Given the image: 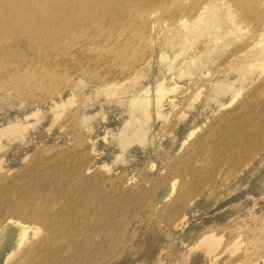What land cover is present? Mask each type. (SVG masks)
<instances>
[{"label": "rangeland", "instance_id": "obj_1", "mask_svg": "<svg viewBox=\"0 0 264 264\" xmlns=\"http://www.w3.org/2000/svg\"><path fill=\"white\" fill-rule=\"evenodd\" d=\"M101 30L104 48L91 42ZM139 57L109 95L104 83ZM152 86L164 93L155 117L131 103ZM254 133L264 136V0H0V225L11 215L41 227L7 206L25 186L59 190L82 207V221L64 218L69 234L73 221L97 222L109 254L134 246L110 264H264V140ZM206 148L210 170L196 153ZM214 178L226 181L220 192L192 197Z\"/></svg>", "mask_w": 264, "mask_h": 264}, {"label": "bare ground", "instance_id": "obj_2", "mask_svg": "<svg viewBox=\"0 0 264 264\" xmlns=\"http://www.w3.org/2000/svg\"><path fill=\"white\" fill-rule=\"evenodd\" d=\"M176 21H178L179 24H181V25H186V19H183V17H181V18L179 17ZM64 27H66L67 29L69 28L68 24H66ZM100 27L102 28L101 25L97 26V28H100ZM102 30L98 33L99 35L95 36V38H93V36H91L92 37L91 42L95 46L99 45L102 48H104V41H100L102 39H99L100 37L105 35V33L100 35V33H102ZM131 47H132V42L129 44V46H127V47L122 46L120 48V50L122 52L120 58L123 60V64H125V65H126V62L128 61L127 56L131 54V52H130ZM152 57H153V53H150L148 59H146L145 62L143 61L144 64L147 63V61H149L150 58H152ZM97 58H98L97 63H100L103 60V55L101 56V54H100V56H97ZM141 59L142 58H140L137 61L138 64H136L132 67L129 66L130 72L127 75L119 76V79H117V80L111 79V81L104 83L105 87H107V89H109V92H110L109 95L116 92L117 90L118 91L122 90L125 87L124 84L128 80V78L130 77V74L133 75V73L138 69V66L141 64V63H139V62H141ZM79 62L80 61L75 60V65L78 68L80 65H82L81 67H84V66L89 67V64L84 65V62H82L81 64H79ZM139 68H140V66H139ZM137 72H138V70H137ZM136 74L137 73H135V75ZM132 78H133V76L131 77V79ZM131 79L129 81L133 80V79L132 80ZM152 88H153V86L147 87L142 93L138 94L136 97H133L131 99V103H135V102H137V100L141 99V105L143 106V108L146 111H148L152 117H155V115L153 114V109L159 103L161 97L164 96V93L161 90L155 91ZM112 95H114V94H112ZM212 136H213V134L211 133L210 138ZM254 137H258L257 140H260V139H262V141L264 140V136L260 135L258 133H254L253 138ZM245 144H246V139L244 137L242 139L236 140V147L237 148H239V147L241 148ZM212 150L213 149L209 150L207 148L203 149V150L196 149V153L199 154V156H201L204 153L206 154V155H202L201 158L204 159V161H202V162L208 166L209 170L211 169L210 167H212V165H213V160H212L213 151ZM242 151L243 150L239 151L238 153H233L232 156L228 160H230L232 158V160L234 162H237L239 159L242 158L241 157ZM254 164H255V166H258V165L261 166L262 165L260 162H255ZM261 167H264V166H261ZM172 171L174 172L175 168H170L169 172H172ZM179 171L181 174L185 175V172L182 168H180ZM242 171H243V169H242ZM235 174H237V173H235ZM231 175H233V173ZM185 176H187V178H188L187 180H189V183H191L193 181L191 179V177L188 176V174H186ZM208 180L209 179L200 181V183L202 185L200 186V188H196V190H195L196 192L192 197L201 195L203 192V188L209 187V186L210 187L218 186V190H217V192H218L219 187L221 189V186L222 185L225 186L224 184L226 182V181L224 182V180H218L217 178L211 179L209 181ZM77 185H79V184H76V183L71 184L70 183L71 191L73 194L76 195L78 202H79V200L81 201V203L85 202L83 200L84 197L81 196V195H83L82 193H84V192L81 191V189H77ZM95 186H96V184H95ZM97 186L100 187V185H97ZM25 187L26 188H25L24 194H22L19 197H13L11 203L7 206V211L10 214H20L24 218H28V219L30 217H34L42 225H40L38 222L37 223L41 227H39L38 225H34V224H28L22 220L11 217V215L6 217L7 219L0 225V264H35V262L31 259L32 253L37 255L38 258L41 257V260L38 264H61L63 258H60L59 257L60 255L62 257L64 256L65 257L64 259L67 258L65 260V262L67 264H110L109 260L112 258L111 253H112V255L114 254L113 258H112L113 260H115L114 256H116L117 254L118 255H120L121 253L125 254L124 252L126 249H124L123 246H119L118 249L117 248L113 249L111 251V253L109 254V229H107L105 231L107 233H104L102 235L103 237L105 235H107V237L101 238V237H99L100 235L98 234L100 232L101 228H99V226L98 227L95 226V225H97L96 224L97 222H94L91 225L79 223V222L76 223L75 221H82L83 220L82 216H80L81 212H80V214H78V212L80 211V209L82 207L79 206V207H77L78 209H76V210L71 209V208H73V206H71L69 204L70 201H69V203H66V202H68V200L65 199V198H67V196L64 193H61L62 191L59 193V190L58 191L52 190V192L49 191L48 193H45V192H41V191H32V190H30L31 189L30 187H27V186H25ZM100 189H96V190L100 191ZM74 191H77V193ZM99 193L96 195L99 196ZM106 193L107 192H105V194ZM60 195H61V197L64 198V200H61ZM85 195H87V194H85ZM106 195H104V196L106 197L105 203L107 204V201H108L107 196H109V195H107V196ZM87 196H89V195H87ZM94 196H95V194H94ZM213 196H216V195L214 194ZM213 196H212V199H213ZM82 197H83V199H82ZM185 197L188 198L189 194L185 193ZM190 198H188V201L190 200ZM0 199H7V198L1 197ZM90 199H91L90 201L88 199H87V201H89V203L90 202L93 203L94 199L92 197ZM96 200L101 201V199H96ZM61 201H63V204ZM102 203H104V202H102ZM104 205L105 204H102V206H104ZM98 206L101 207V205H98ZM62 207H64L66 210L64 211ZM89 207L85 208L86 213H88L87 208H89ZM4 208H5V205H4ZM92 208H93V206H92ZM92 208H89V209H92ZM99 209L100 208H98V210ZM93 210L94 209L89 210V213L94 212ZM98 210L96 212H98ZM81 211H82V209H81ZM152 213H153V211H152ZM67 214L75 217V221H73V223L77 225V227L70 234H69L70 227H71L70 224L72 222L70 219L67 220L68 222L64 220V218L69 217ZM87 215L88 214H86V216ZM93 217H94V215H93ZM172 217H173V219L171 220V215L169 216V218H170L169 220H171L170 225L176 229L181 228L182 226H179V224L181 222L174 219V216H172ZM165 218H166V216H165ZM163 219H164V217H163ZM169 220H167L168 223H169ZM72 227H73V225H72ZM133 233H134L133 231L130 234L128 232V234L131 236H133L132 235ZM123 234L126 235L127 233H123ZM125 235H123V236H125ZM129 235H128V237H129ZM36 236H37V239L39 241L34 242V239ZM131 236H130V238H131ZM57 238L59 241L61 240V242H58V244H56ZM120 238H122L121 235H120ZM130 248L131 247L128 248L129 251L130 250L132 251L134 249V248L133 249L132 248L130 249ZM44 249L46 250L47 254H44L45 253ZM137 250H138V248H137ZM137 250H136V252H135V250L133 252H135V254H137L138 253ZM92 254H94L93 257H92ZM40 255H43V256H40ZM55 255H56V257H55ZM109 255L111 257H109ZM120 256H119V258H121ZM98 257H100L99 260H98ZM113 262H115V261H113Z\"/></svg>", "mask_w": 264, "mask_h": 264}]
</instances>
